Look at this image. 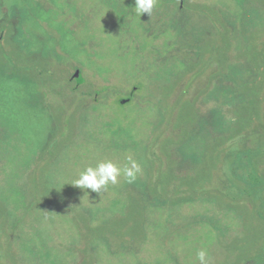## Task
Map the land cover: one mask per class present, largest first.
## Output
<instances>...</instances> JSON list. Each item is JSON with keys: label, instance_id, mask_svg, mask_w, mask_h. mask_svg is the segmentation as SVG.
Listing matches in <instances>:
<instances>
[{"label": "rangeland", "instance_id": "obj_1", "mask_svg": "<svg viewBox=\"0 0 264 264\" xmlns=\"http://www.w3.org/2000/svg\"><path fill=\"white\" fill-rule=\"evenodd\" d=\"M129 156L135 182L73 185ZM201 247L264 264V0H0V264Z\"/></svg>", "mask_w": 264, "mask_h": 264}, {"label": "clouds", "instance_id": "obj_2", "mask_svg": "<svg viewBox=\"0 0 264 264\" xmlns=\"http://www.w3.org/2000/svg\"><path fill=\"white\" fill-rule=\"evenodd\" d=\"M156 0H134V9L138 16L147 13L151 14ZM127 163L121 167L111 160H101L94 167H86L73 181V185L80 189H90L92 192L100 193L107 189L109 184L118 183V178L123 176L127 183L135 182L138 174L142 173L141 164L132 159L126 158ZM196 260L199 264H210L211 257L208 249L201 247L196 251Z\"/></svg>", "mask_w": 264, "mask_h": 264}, {"label": "water", "instance_id": "obj_3", "mask_svg": "<svg viewBox=\"0 0 264 264\" xmlns=\"http://www.w3.org/2000/svg\"><path fill=\"white\" fill-rule=\"evenodd\" d=\"M182 2V0H181ZM74 77H76V80H77V85H80L81 83H83V78L80 74V70L78 68L75 69V73L73 75Z\"/></svg>", "mask_w": 264, "mask_h": 264}, {"label": "flooded vegetation", "instance_id": "obj_4", "mask_svg": "<svg viewBox=\"0 0 264 264\" xmlns=\"http://www.w3.org/2000/svg\"><path fill=\"white\" fill-rule=\"evenodd\" d=\"M76 69V68H75ZM74 73H75V71H74ZM74 73L72 74V76H71V81L75 84V88H77L79 85H77V80H76V77H74L73 75H74ZM121 101H123V100H121Z\"/></svg>", "mask_w": 264, "mask_h": 264}, {"label": "trees", "instance_id": "obj_5", "mask_svg": "<svg viewBox=\"0 0 264 264\" xmlns=\"http://www.w3.org/2000/svg\"><path fill=\"white\" fill-rule=\"evenodd\" d=\"M180 3H181V0H180ZM237 133H240L241 134V131L235 130V133H231L230 136L236 135ZM244 136H246V135H244ZM247 136H249V135H247ZM227 139H228V133H227Z\"/></svg>", "mask_w": 264, "mask_h": 264}]
</instances>
